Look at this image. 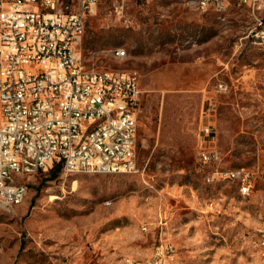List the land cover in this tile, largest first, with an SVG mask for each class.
<instances>
[{"label": "rangeland", "instance_id": "374dc122", "mask_svg": "<svg viewBox=\"0 0 264 264\" xmlns=\"http://www.w3.org/2000/svg\"><path fill=\"white\" fill-rule=\"evenodd\" d=\"M116 1L99 0L78 48L87 68L138 75L140 170L66 174L55 162L25 178L22 203H0V264H264V8ZM206 125L218 157L203 163ZM237 168L249 193L207 179ZM166 241L172 258L156 254Z\"/></svg>", "mask_w": 264, "mask_h": 264}, {"label": "built area", "instance_id": "2783aa9c", "mask_svg": "<svg viewBox=\"0 0 264 264\" xmlns=\"http://www.w3.org/2000/svg\"><path fill=\"white\" fill-rule=\"evenodd\" d=\"M98 2L79 0L75 11H67L61 0H0V203L16 206L28 193L25 178L55 162L66 174L140 170L138 75L91 69L81 62L79 41ZM190 2L201 11L217 12L233 3L256 18L264 8V0ZM114 5L118 10L116 0ZM213 134L209 125L198 133L203 163L218 157L205 147ZM215 175L238 183L243 194L251 191L246 168L217 169L207 179ZM156 254L172 258L176 248L166 241Z\"/></svg>", "mask_w": 264, "mask_h": 264}, {"label": "bare ground", "instance_id": "6f19581e", "mask_svg": "<svg viewBox=\"0 0 264 264\" xmlns=\"http://www.w3.org/2000/svg\"><path fill=\"white\" fill-rule=\"evenodd\" d=\"M24 200H25V198H18L17 199V205L21 204Z\"/></svg>", "mask_w": 264, "mask_h": 264}, {"label": "trees", "instance_id": "16d2710c", "mask_svg": "<svg viewBox=\"0 0 264 264\" xmlns=\"http://www.w3.org/2000/svg\"><path fill=\"white\" fill-rule=\"evenodd\" d=\"M58 169H59V170H61V169H62V165H61V164H59V166H58Z\"/></svg>", "mask_w": 264, "mask_h": 264}]
</instances>
